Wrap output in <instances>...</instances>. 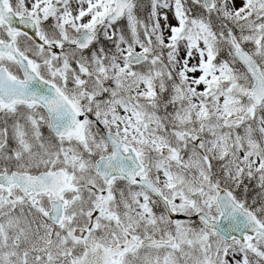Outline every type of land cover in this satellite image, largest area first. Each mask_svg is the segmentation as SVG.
I'll use <instances>...</instances> for the list:
<instances>
[{
	"label": "snow or ice",
	"instance_id": "1",
	"mask_svg": "<svg viewBox=\"0 0 264 264\" xmlns=\"http://www.w3.org/2000/svg\"><path fill=\"white\" fill-rule=\"evenodd\" d=\"M0 264H264V0H0Z\"/></svg>",
	"mask_w": 264,
	"mask_h": 264
}]
</instances>
